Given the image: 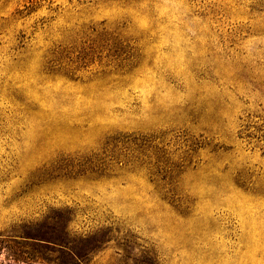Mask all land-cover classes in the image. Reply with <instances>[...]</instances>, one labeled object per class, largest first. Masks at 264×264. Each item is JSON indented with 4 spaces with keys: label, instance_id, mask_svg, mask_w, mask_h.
Returning <instances> with one entry per match:
<instances>
[{
    "label": "rangeland",
    "instance_id": "374dc122",
    "mask_svg": "<svg viewBox=\"0 0 264 264\" xmlns=\"http://www.w3.org/2000/svg\"><path fill=\"white\" fill-rule=\"evenodd\" d=\"M0 264H264V0H0Z\"/></svg>",
    "mask_w": 264,
    "mask_h": 264
},
{
    "label": "trees",
    "instance_id": "16d2710c",
    "mask_svg": "<svg viewBox=\"0 0 264 264\" xmlns=\"http://www.w3.org/2000/svg\"><path fill=\"white\" fill-rule=\"evenodd\" d=\"M58 246H61V244H59Z\"/></svg>",
    "mask_w": 264,
    "mask_h": 264
}]
</instances>
